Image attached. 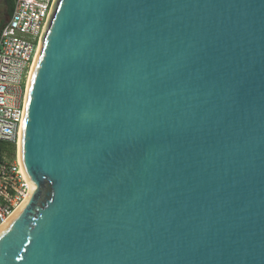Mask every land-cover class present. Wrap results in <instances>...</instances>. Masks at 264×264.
Instances as JSON below:
<instances>
[{
	"label": "water",
	"instance_id": "1",
	"mask_svg": "<svg viewBox=\"0 0 264 264\" xmlns=\"http://www.w3.org/2000/svg\"><path fill=\"white\" fill-rule=\"evenodd\" d=\"M38 49L0 264H264V0H56Z\"/></svg>",
	"mask_w": 264,
	"mask_h": 264
},
{
	"label": "built area",
	"instance_id": "2",
	"mask_svg": "<svg viewBox=\"0 0 264 264\" xmlns=\"http://www.w3.org/2000/svg\"><path fill=\"white\" fill-rule=\"evenodd\" d=\"M56 0H15L0 28V141L14 146L0 160V226L21 205L29 184L17 155L28 71Z\"/></svg>",
	"mask_w": 264,
	"mask_h": 264
},
{
	"label": "bare ground",
	"instance_id": "3",
	"mask_svg": "<svg viewBox=\"0 0 264 264\" xmlns=\"http://www.w3.org/2000/svg\"><path fill=\"white\" fill-rule=\"evenodd\" d=\"M46 29V28H45ZM45 32V31H44ZM43 36H44V33H43ZM43 36H42V38H43ZM38 54H39V49H38V51H37V54L35 55V58H34V61H33V63H32V65H31V67H30V70L28 71V74H27V79H26V86H25V90H26V88H28V85H29V81H30V78H31V74H32V72H33V68H34V65H35V61H36V58H37V56H38ZM19 142H18V144H17V148H16V151H17V155L19 156ZM32 190H33V187L32 186H30L29 187V192H28V195H27V197L25 198V200L21 203V205L12 213V215L0 226V231H1V229L9 222V220L17 213V211L23 206V204L27 201V199L29 198V196H30V194H31V192H32Z\"/></svg>",
	"mask_w": 264,
	"mask_h": 264
},
{
	"label": "trees",
	"instance_id": "4",
	"mask_svg": "<svg viewBox=\"0 0 264 264\" xmlns=\"http://www.w3.org/2000/svg\"><path fill=\"white\" fill-rule=\"evenodd\" d=\"M14 2H15V0H11L9 2V10H10V12H12L13 9H14ZM3 24L4 23H2V25H0V28L3 26ZM3 153H8V154L12 155L14 153V146L11 145V144H7V143H4V142L0 141V160H1V156H2Z\"/></svg>",
	"mask_w": 264,
	"mask_h": 264
},
{
	"label": "rangeland",
	"instance_id": "5",
	"mask_svg": "<svg viewBox=\"0 0 264 264\" xmlns=\"http://www.w3.org/2000/svg\"><path fill=\"white\" fill-rule=\"evenodd\" d=\"M5 21H6V13H5L4 0H0V25H2V23H5Z\"/></svg>",
	"mask_w": 264,
	"mask_h": 264
},
{
	"label": "flooded vegetation",
	"instance_id": "6",
	"mask_svg": "<svg viewBox=\"0 0 264 264\" xmlns=\"http://www.w3.org/2000/svg\"><path fill=\"white\" fill-rule=\"evenodd\" d=\"M11 0H4V5H5V13H6V21L7 22L12 14V12H10L9 10V2Z\"/></svg>",
	"mask_w": 264,
	"mask_h": 264
}]
</instances>
